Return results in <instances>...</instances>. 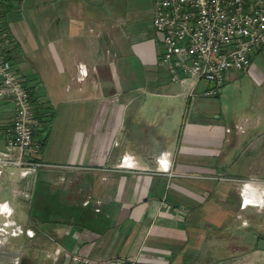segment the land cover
I'll return each instance as SVG.
<instances>
[{"label": "crops", "instance_id": "obj_1", "mask_svg": "<svg viewBox=\"0 0 264 264\" xmlns=\"http://www.w3.org/2000/svg\"><path fill=\"white\" fill-rule=\"evenodd\" d=\"M0 15L10 37L3 52L38 121L36 158L52 164L39 169L37 183L25 176L40 221L75 227L79 245L96 240L87 256H117L111 251L123 238V256L197 264L187 254L201 232L191 215L231 224L244 211L240 251L222 264H264V46L245 74L226 77L238 87L247 76L251 94L230 108L223 85L210 116L202 99L213 85L199 82L189 97L170 81L151 28L153 7L142 0H1ZM12 114V103L0 100V149ZM217 175L236 184L238 201L228 209L220 197L233 193L232 182ZM177 207L186 208L184 220L171 216ZM82 211L90 223H77ZM106 218L114 220L112 233L102 227ZM50 238L67 246L61 235L48 237V246Z\"/></svg>", "mask_w": 264, "mask_h": 264}, {"label": "built area", "instance_id": "obj_2", "mask_svg": "<svg viewBox=\"0 0 264 264\" xmlns=\"http://www.w3.org/2000/svg\"><path fill=\"white\" fill-rule=\"evenodd\" d=\"M150 1L153 4L151 28L160 35L159 62L169 68L170 81L185 85L189 97L195 95L202 80L213 85L203 91L210 95L223 86L231 72L245 74L254 51L264 46V0ZM9 43L10 37L0 15V100L10 101L13 106L11 125L4 134V148L0 149V176L7 167L13 166L23 177L52 164L36 158L41 150V142L33 138L38 121L27 89L3 52ZM214 178L229 179L223 175ZM233 180L242 186L248 181ZM171 216L184 220L186 208H174ZM70 231L71 227L67 233ZM75 238L77 241L71 248L50 238L51 245L43 249L41 264H172L170 255L154 258H143L139 253L80 255L77 253L79 235Z\"/></svg>", "mask_w": 264, "mask_h": 264}, {"label": "rangeland", "instance_id": "obj_3", "mask_svg": "<svg viewBox=\"0 0 264 264\" xmlns=\"http://www.w3.org/2000/svg\"><path fill=\"white\" fill-rule=\"evenodd\" d=\"M142 1H144V8L147 6L153 7L150 0ZM145 15L147 16V14ZM158 46L159 44H157V47ZM252 58L256 57L254 56ZM233 75L242 74L233 72L231 74L232 78ZM247 78V76L244 77L241 80L242 84L238 85V87H230L233 84V81L231 79L228 81V78L224 79L223 85L226 87V90H223L222 95L228 90V88H233L230 93H225V95L227 94L226 97L221 95V99L225 102V105L230 108L236 107V98L243 100L251 94L252 84L249 83ZM208 84L209 83L202 80L198 87L203 88ZM237 93H239V95H237ZM202 102L206 104L210 116H212L214 112H218L220 99L216 94H210L208 97H203ZM39 169L29 175L32 179V183L38 182L35 175ZM12 177L14 180H12ZM26 177H21L18 169L13 166L7 167L3 172V175L0 176V212L2 213L0 214V264H12L16 261L18 256L24 257L25 255L27 256V259L33 261L34 264H41L43 262V249L49 247L48 237L59 238L61 235L63 241L69 248L75 241L76 236H74V233L77 231L75 227L69 234H64L65 229H67L65 223H62V225H59L56 221L55 223H44V221H40L37 217L38 207H35L32 211L34 199L31 198V191L28 193V180ZM227 182L228 184L226 186L232 182L231 186L233 193L226 197L222 194L220 198L223 200V205L221 206L227 207L228 209L230 206L226 203H229V201L236 203L238 200L236 199V194H234V187L236 184H233L232 180H228ZM36 189L38 188L36 187L35 190ZM6 201H8L10 205ZM49 214L51 217H54L53 212H50ZM191 216L195 223L193 227L199 228L201 231L199 237L195 240L198 244L195 242L194 246L188 248L189 252L187 254H190L195 258L194 262L199 264L204 261H215L218 263L221 262L220 264H222L228 263L231 258L238 255L239 252H237L235 248L240 251L238 240L242 237L241 235H245V231L248 227L247 225L249 224L246 221L247 215L244 211L236 214L230 222L231 224H228L229 218L227 217H224L222 221L213 222L211 217L202 219L199 214ZM253 218H256L255 213ZM5 222L7 225H5ZM113 222L114 220L112 218L101 220V223L104 224L102 226L104 230H108L107 233H110L111 231L113 232L112 228H114L115 225H113ZM197 225L200 227H197ZM56 228H59V236L57 234L58 232L55 231ZM105 238H108V236ZM122 241L123 238L118 241L116 246L113 245V250L111 252H114L117 256H123L125 253L124 248L126 247V243H122ZM95 243L96 240L78 245L77 253L80 255H93L94 253L92 252V249ZM105 246L106 244L103 243V247ZM119 247L122 248L119 249ZM35 256L37 257V259H35L36 261L34 260Z\"/></svg>", "mask_w": 264, "mask_h": 264}, {"label": "trees", "instance_id": "obj_4", "mask_svg": "<svg viewBox=\"0 0 264 264\" xmlns=\"http://www.w3.org/2000/svg\"><path fill=\"white\" fill-rule=\"evenodd\" d=\"M92 220V215L89 211H82L80 213H78V216H77V223L78 224H88L90 223Z\"/></svg>", "mask_w": 264, "mask_h": 264}, {"label": "flooded vegetation", "instance_id": "obj_5", "mask_svg": "<svg viewBox=\"0 0 264 264\" xmlns=\"http://www.w3.org/2000/svg\"><path fill=\"white\" fill-rule=\"evenodd\" d=\"M22 257V258H21ZM39 258V257H38ZM35 259H37V257L35 256V258H34V260ZM36 261V260H35ZM39 261H40V259H39ZM38 261V262H39ZM33 263V261H30V260H28L27 259V256L25 255L24 257L23 256H18L17 258H16V261L14 262V263H12V264H32ZM34 264V263H33ZM39 264V263H38Z\"/></svg>", "mask_w": 264, "mask_h": 264}]
</instances>
